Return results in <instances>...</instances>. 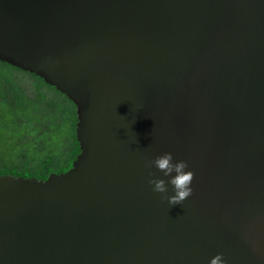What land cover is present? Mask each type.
Masks as SVG:
<instances>
[{"label":"water","instance_id":"water-1","mask_svg":"<svg viewBox=\"0 0 264 264\" xmlns=\"http://www.w3.org/2000/svg\"><path fill=\"white\" fill-rule=\"evenodd\" d=\"M0 62L74 103L80 145L0 175V264H264V0H0ZM165 152L181 205L148 183Z\"/></svg>","mask_w":264,"mask_h":264},{"label":"trees","instance_id":"trees-1","mask_svg":"<svg viewBox=\"0 0 264 264\" xmlns=\"http://www.w3.org/2000/svg\"><path fill=\"white\" fill-rule=\"evenodd\" d=\"M77 108L35 74L0 62V175L46 180L80 153Z\"/></svg>","mask_w":264,"mask_h":264},{"label":"clouds","instance_id":"clouds-1","mask_svg":"<svg viewBox=\"0 0 264 264\" xmlns=\"http://www.w3.org/2000/svg\"><path fill=\"white\" fill-rule=\"evenodd\" d=\"M146 167H155L164 174L165 177H171L166 183L164 179H150L148 183L153 186L152 190L156 193L164 194L169 205H181L183 201L193 194L191 187L194 179L192 171H185L188 168L187 162L181 160L173 162V155L170 152H165L157 156L154 160L146 162ZM175 173L174 176L172 174ZM168 184L173 188L174 194L167 196ZM210 264H224L223 257L216 255L210 260Z\"/></svg>","mask_w":264,"mask_h":264}]
</instances>
